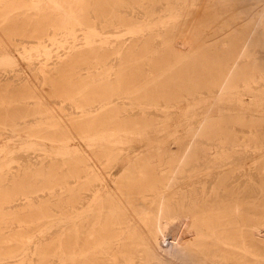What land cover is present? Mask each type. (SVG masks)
I'll list each match as a JSON object with an SVG mask.
<instances>
[{"label": "rangeland", "instance_id": "obj_1", "mask_svg": "<svg viewBox=\"0 0 264 264\" xmlns=\"http://www.w3.org/2000/svg\"><path fill=\"white\" fill-rule=\"evenodd\" d=\"M263 1L0 0V264H168L166 172L203 173L184 223L227 212L212 164L264 157ZM225 218L196 231L201 264H234Z\"/></svg>", "mask_w": 264, "mask_h": 264}, {"label": "bare ground", "instance_id": "obj_2", "mask_svg": "<svg viewBox=\"0 0 264 264\" xmlns=\"http://www.w3.org/2000/svg\"><path fill=\"white\" fill-rule=\"evenodd\" d=\"M52 1L56 8H61V6L65 7L68 5L67 2L69 3L72 0ZM76 10L74 11L76 12ZM258 85H260V83ZM262 153H264V151ZM255 158L258 159L255 161L256 165L253 167L254 169L240 171L235 167L237 162L234 161L227 166L223 165L221 168H216L212 164V171L207 174L209 178L207 180L206 189L212 188L211 194L217 195L219 198H225L224 202L229 207L227 212L223 211L224 214H214L212 217L215 216L217 219L226 217L219 223V225L228 226V230H230L228 235L226 234L222 237L224 245H229L235 250L238 248L240 249V251L236 253L230 252L228 254L229 259L234 264H249L250 258L243 256V248L248 249L249 256L258 255L259 257H264V254H260L259 251L262 247L264 248V245L253 244L252 239H248V237L251 238L252 235L245 233L247 228H251L252 234L256 236L262 234L264 236V230L262 229L264 227V157L256 156ZM202 174V172L193 168L191 171H186L184 175L178 176L179 178H177L179 180L173 185L171 181L177 174L174 175L170 172H166L165 175L162 176V179L165 178L166 183L160 186L161 192L153 196V199L156 200H150L148 202V204H151V212L154 210V217L162 229L158 245L160 250L165 251L168 264H201L204 260L210 261L209 258H212L211 255L207 254L208 252L203 251V249H191L192 245L199 240L196 237L200 235L196 234V231L200 226L204 227V225H210L212 223V217L210 218L209 216L203 220L193 217L187 223H184L179 214L181 203L182 205H186L188 200H192L193 198L196 201L195 203L199 201V193L195 195H191L190 193L192 187L196 188L199 192ZM179 185H184V193L186 195V200L180 203L177 201V197L182 191ZM261 186L262 188H260ZM173 187L176 188V190L170 191ZM171 198L172 200H170ZM222 209L223 208H219L217 210ZM215 221L218 222V220ZM154 247L156 248L157 245ZM206 255L208 256L206 257ZM203 257H205V259ZM137 262L138 261H136L135 264H138ZM122 264H127V262L124 261Z\"/></svg>", "mask_w": 264, "mask_h": 264}]
</instances>
